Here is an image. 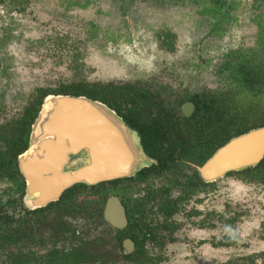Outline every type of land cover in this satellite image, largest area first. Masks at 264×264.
Segmentation results:
<instances>
[{"label": "rangeland", "instance_id": "rangeland-1", "mask_svg": "<svg viewBox=\"0 0 264 264\" xmlns=\"http://www.w3.org/2000/svg\"><path fill=\"white\" fill-rule=\"evenodd\" d=\"M85 2L0 0L1 125L18 122L36 103L40 89L74 82L134 84L141 93L150 91L154 100H164L166 107L194 93L237 91L224 67L233 61L227 54L258 46L255 18L261 14L258 18L264 24V4L255 0H226L220 15L217 10H205L213 0H92L84 7ZM225 13L228 21L213 18ZM239 99L250 105L247 95L239 94ZM253 103L256 114L264 115V95ZM165 179L157 178L155 185H169ZM182 195L174 187L169 197L177 200ZM90 196L88 190L76 198L82 205ZM178 207L177 235L159 251L149 252V259L160 257L151 264H264V184L228 176L179 200ZM21 208L12 210L16 219L24 216ZM45 217L48 225L56 214ZM63 219L80 231V241L101 238L104 246L100 247L110 250L111 256L117 254L110 245L114 241H109L114 230L94 216ZM47 225L37 226L35 232L46 245L24 239L12 247L15 261L37 253L47 262L43 257L55 245ZM233 235L237 237L233 246L218 245ZM72 244L68 240L65 247L70 249ZM56 246L62 249L64 240ZM9 257L10 252L0 247V264H10ZM109 260V264H138L119 255L116 261Z\"/></svg>", "mask_w": 264, "mask_h": 264}, {"label": "trees", "instance_id": "trees-1", "mask_svg": "<svg viewBox=\"0 0 264 264\" xmlns=\"http://www.w3.org/2000/svg\"><path fill=\"white\" fill-rule=\"evenodd\" d=\"M213 1H215V3H213L211 7H206L205 10H217L220 15L222 8L226 4V0ZM91 2L92 0H86L85 4L82 6L85 7ZM255 2L264 4V0H255ZM219 15H214L213 18L216 20L218 19V21L229 20L228 13L222 14V18H220ZM260 15L255 18L258 30H260L258 31L260 33L258 46L248 51L240 48L230 51L227 54L228 57H232L233 61L227 63L224 67L229 71L227 78L233 82V86L237 88V91L213 95L205 93L195 94L191 97H184L185 99L183 100H177V105L175 106L166 107L164 100L160 102L154 100L153 96L151 97L153 94L148 90L141 94V101L139 102L134 98H126L124 88L115 86L114 84H90L84 81L74 82L68 85H61L53 90L40 89V96L35 103L36 105L30 106L26 110L25 123L31 125L37 117L39 106L43 99L50 94L86 96L90 99L106 103L109 107L115 109L119 115L125 117L126 113L122 111L123 105L131 103L134 108L129 111L128 115L134 119L130 120L129 124L132 128L138 129L141 132L146 153L159 161V165L143 171L140 175L145 174L149 170H151L150 172L163 173L165 169H169V171L178 178V175L184 173L185 168L189 167V165L185 162L181 163V165L177 164L178 162L175 161L177 158L176 156L184 157L186 160H190L196 164H202L231 138L239 136L251 129L264 126V115H258L253 110V101L264 95V24L258 18ZM239 94L247 95L250 99V105L243 103L239 99ZM187 100L193 101L196 105L195 113L191 117L184 116L180 109L181 105ZM149 107L157 108L156 115L152 116L153 109L147 113ZM143 115L150 120L144 123V121H140L136 118L139 116L143 117ZM28 145V138L24 137L20 138L16 144L14 142L12 176H14V172L18 170L16 157L23 153L28 148ZM229 175L240 178L242 181L264 184V160L257 167L249 168L241 172H233ZM120 182H122V180L101 183L92 187L76 185L68 189L58 203L35 211L33 214L40 216L44 214L47 209L52 208V206L58 207L63 203L65 210L69 206L68 200H71L77 193L86 192L89 189L91 196L89 200L83 201L82 205L79 206L78 213L87 215V217H102V208L100 205H104L108 194L111 193L110 186H116ZM186 183L190 185V188L187 187L186 189L187 193L194 192L193 189L199 188V190H202L214 184L203 183L196 176V173H194L192 177L191 175L188 176ZM22 185H24V183ZM90 207L91 213H89ZM173 211V208L167 210L169 214ZM193 213L194 212L191 214ZM133 217L132 219H134ZM24 236L25 234L22 232V234L19 235L13 234L8 242L2 239L1 248L9 242H12V247L19 244V242H23ZM236 241L237 237L235 235L225 236L219 244L228 247L233 245ZM139 252L141 253V249L135 254L130 255L127 259L138 260L139 257H141L138 255ZM80 255V258H83V254ZM12 260L13 264H24L25 262H29L30 258L19 256L16 261L13 257ZM49 263L51 262L47 261L45 264Z\"/></svg>", "mask_w": 264, "mask_h": 264}, {"label": "water", "instance_id": "water-1", "mask_svg": "<svg viewBox=\"0 0 264 264\" xmlns=\"http://www.w3.org/2000/svg\"><path fill=\"white\" fill-rule=\"evenodd\" d=\"M32 126L28 149L18 156L26 181L25 203L44 207L76 184L97 185L135 175L156 161L138 133L113 110L86 96L49 95ZM195 105H182L190 116ZM264 158V126L232 138L198 167L205 182L231 171L257 166ZM105 219L117 228L126 223L119 198L110 197ZM129 245H132L130 241Z\"/></svg>", "mask_w": 264, "mask_h": 264}, {"label": "flooded vegetation", "instance_id": "flooded-vegetation-1", "mask_svg": "<svg viewBox=\"0 0 264 264\" xmlns=\"http://www.w3.org/2000/svg\"><path fill=\"white\" fill-rule=\"evenodd\" d=\"M118 87L124 88V93L126 94L125 95L126 98H134L135 100L139 102L141 101V94H142L141 90L139 88H136L134 84L132 85L128 84L125 86L122 85ZM195 94H201V93H194V94H191V96H194ZM50 95H54V94H50ZM46 97L43 99L41 105L39 106L37 117L44 106L43 104H44V100L46 99ZM187 102L193 103L195 105V103L191 100H187L183 104ZM103 104L109 107V105H107L106 103H103ZM182 105L180 109H181L182 114L184 115L182 111ZM109 108L113 110L119 117H121L126 125H128L131 129L135 130L138 133V135L140 136L142 146L144 148L143 136L141 132L138 129L132 128L129 124V121L134 119L133 117L128 115L129 111L134 108L133 105L131 103L127 105H123L122 111L126 113L125 114L126 117L119 115V113L115 109L111 107ZM151 109H153L152 116L156 115L157 108L149 107L147 110V113ZM26 110L24 111L23 116L18 120V122L12 123V121H10L2 125L0 123V247L2 245L1 244L2 239L8 242L12 238L13 234L19 235V234H22V232H24L25 234L24 239H29L31 242H34L35 245L44 247V245H46L45 240L37 239L35 237L36 227L42 226L43 228L44 224L47 225L45 215L47 213H54L56 214L55 220L52 221L50 224H48L47 225L48 227L46 229H49L51 231L50 241L51 243H55V245L52 249L47 250V252L45 253L43 257L44 259H47L48 262H51V263L55 262L54 264H58V263L60 264H70V263L71 264H97V262H99L100 264H109L110 262H112V260H109V259L112 257L116 261L118 255L121 257V259L125 261H132V262L135 261L138 264H151V262L153 261L155 262L159 261L160 257L158 256L156 257L154 256L153 259L152 258L149 259V255H150L149 252L152 250L159 251L166 245L167 241L169 242L174 241L177 235L175 231L180 227V223H177L176 221H174L175 214L179 210L178 201L179 200L183 201L185 199H188L194 193H197L198 191L203 192L206 189V187L203 188L202 190H199V188H196V189H193L194 192L187 193L186 191L187 187L190 188L189 187L190 185L186 183L188 176L191 175L192 177L194 176V173H196V176L203 183L205 184L214 183L215 184V182H217L218 180H221L225 177L230 176L229 175L230 173L241 172V171L246 170V169H243L240 171H231L227 173L225 176L218 178L214 182L203 181V179L199 176L198 167H201L202 165H204V163L208 161L214 155V153L222 147L221 146L212 154L211 157L206 159L202 164H196L190 160L189 161L186 160L184 157L176 156L177 158L175 159V161L178 162L177 164L181 165V163L185 162V163H188L189 165V167L185 168L184 173H182L181 175H178V178L176 175H173V173L169 171V169L167 170L165 169L164 170L165 172L163 173H155L154 171L150 172L151 170H149L145 174L140 175V173H142L143 171L148 170L152 168L153 166L159 165V161L156 158L149 156L144 149L145 153L149 157L153 158L156 161V163H153L147 167L142 168L133 176L116 179V180H122V182H120L116 186L114 185L110 186L111 193L108 194V197L104 205L103 204L100 205V207L102 208V217H99V218L95 217L97 221L99 222V224L107 225L111 229L114 230V235L109 239V241H114L113 244H110V245L114 246L115 253L117 254L111 256L109 252L110 250H108L107 252L106 250L100 247L101 245H103L101 244L103 242L101 238H98L94 241L92 240L83 241L84 238H82L80 241L79 239L80 231L76 228L75 225H73V229H71L68 220L66 221L63 219L65 217L67 218L72 217L76 219L81 215L78 213L80 203L76 198L77 195H79V193H77L76 196H74L71 200H68L69 206L65 210H64V203H63L62 205L58 207L52 206V208L47 209L46 212L44 214H41L40 216L37 214H33V213H35V211H39L40 209L46 208L49 205L58 203L63 198V194L67 190L61 195V197L58 200L52 201L44 207L31 209L28 205L25 204L26 181L23 175L21 174L20 168L18 165V156L21 155L22 153L16 157V163H17L18 170L14 172V176H12V153H14V149H13L14 142L16 144V142L20 140V138H23V137L28 138V142L30 143L32 126L34 122L36 121L37 117L31 123V125L25 123ZM195 110H196V105H195L194 111L190 114V116H186V115L184 116L191 117L195 113ZM136 118L139 119L140 121H144V123L150 120L148 119V117H145L144 115L143 117L139 116ZM257 166H254V167H257ZM254 167H249V168H254ZM187 170L190 171L189 174H186ZM164 177H167V179H165ZM157 178L158 180L160 178H163L169 181L170 184L164 185L162 187H158L155 185L158 183L156 180ZM237 179L240 180V178H237ZM116 180H112V181H116ZM112 181H107V182H112ZM107 182H103V183H107ZM243 182H247V181H243ZM23 183L24 185H22ZM76 185H85L87 187L96 186V185H86V184H76ZM174 187L181 189L182 194H183L177 200H171L169 197ZM113 196L119 198L122 206L124 207L127 223L123 228H117L113 226L104 217V210H105L106 203L108 199ZM20 207H23L21 209L24 213V216L16 219V217L12 215V210H17ZM172 208L174 209V211L169 214L167 210H171ZM154 211H156L157 213L152 215ZM194 214H197V212H194ZM83 216L87 217V215H83ZM132 217L134 219H132ZM40 232L38 234H40ZM60 239L64 240V246L62 249L56 246ZM68 240L73 243L72 244L73 247H71L70 249L65 247V244L67 243ZM222 240L223 239H221L219 243ZM129 241L132 245L128 244ZM105 243L106 242H104V244ZM219 243L218 245L220 247L227 248V246H222ZM231 246H228V247H231ZM2 249L3 251L10 252V257H9L10 264H13L12 242H9L4 247L2 246ZM139 249H141V253L139 252L138 255H140L141 257H139L138 260H128L127 259L130 255H133L137 251H139ZM80 254H83L82 256L83 258H80L81 256ZM25 256L29 257L30 261L25 262L24 264L33 263V262H36L37 260L39 264L42 262H44L45 264V260L44 261L40 260L42 256H38L37 253L26 254Z\"/></svg>", "mask_w": 264, "mask_h": 264}, {"label": "bare ground", "instance_id": "bare-ground-1", "mask_svg": "<svg viewBox=\"0 0 264 264\" xmlns=\"http://www.w3.org/2000/svg\"><path fill=\"white\" fill-rule=\"evenodd\" d=\"M228 224V223H227ZM233 229V228H232Z\"/></svg>", "mask_w": 264, "mask_h": 264}]
</instances>
